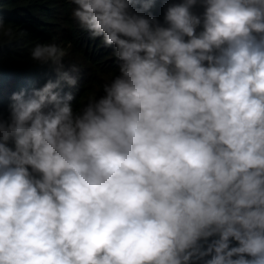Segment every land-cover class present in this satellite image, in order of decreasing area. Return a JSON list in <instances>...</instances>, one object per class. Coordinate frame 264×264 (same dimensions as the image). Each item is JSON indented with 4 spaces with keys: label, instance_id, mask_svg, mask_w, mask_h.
Returning <instances> with one entry per match:
<instances>
[{
    "label": "clouds",
    "instance_id": "9594fccd",
    "mask_svg": "<svg viewBox=\"0 0 264 264\" xmlns=\"http://www.w3.org/2000/svg\"><path fill=\"white\" fill-rule=\"evenodd\" d=\"M71 3L117 73L75 107L31 49L55 79L0 109V264H264V0Z\"/></svg>",
    "mask_w": 264,
    "mask_h": 264
},
{
    "label": "trees",
    "instance_id": "16d2710c",
    "mask_svg": "<svg viewBox=\"0 0 264 264\" xmlns=\"http://www.w3.org/2000/svg\"><path fill=\"white\" fill-rule=\"evenodd\" d=\"M74 7L71 0H0V18L4 22L0 29V109L5 115L13 92L40 87L47 79H55L49 66L30 59V51L38 43L58 44L67 53L65 64H76L81 69L74 90L75 107L86 103L93 94H102L105 82L117 73L112 49L81 30L72 16ZM164 7L158 2L153 13L162 19Z\"/></svg>",
    "mask_w": 264,
    "mask_h": 264
}]
</instances>
